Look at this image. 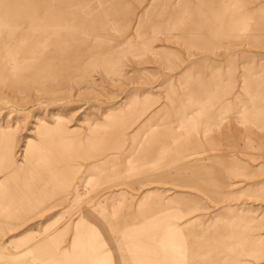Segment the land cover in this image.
Instances as JSON below:
<instances>
[{
    "label": "rangeland",
    "instance_id": "obj_1",
    "mask_svg": "<svg viewBox=\"0 0 264 264\" xmlns=\"http://www.w3.org/2000/svg\"><path fill=\"white\" fill-rule=\"evenodd\" d=\"M0 77V183L58 125L101 150L67 202L0 225L1 253L264 264V0H0Z\"/></svg>",
    "mask_w": 264,
    "mask_h": 264
},
{
    "label": "bare ground",
    "instance_id": "obj_2",
    "mask_svg": "<svg viewBox=\"0 0 264 264\" xmlns=\"http://www.w3.org/2000/svg\"><path fill=\"white\" fill-rule=\"evenodd\" d=\"M2 79L0 77V82H2ZM100 131L103 134L99 133L98 139L102 141L104 135L110 129L107 125H101ZM40 138L41 142L35 149H30V145H27L26 149H24L23 164L14 170L13 176L5 178L0 183V225L7 224L13 226L20 224L33 214H38L67 202L73 178L78 173H76L74 163L76 161H85L80 156L79 149L81 147L85 149L88 158H91L96 153L99 155L101 152L100 148L99 151L92 150L91 146L97 147V145H94L93 141L91 143V140L87 147L81 145L74 146L61 125L52 130L46 129L44 132H40ZM96 147L93 149H97ZM12 161V144L6 134L0 133L1 173H5L12 167ZM67 164L71 165L67 167ZM60 165H63L62 171L58 169ZM15 178L21 180L23 187L18 188L13 185V179ZM83 224L75 226L74 243L80 242L83 239V234L81 233ZM154 241L157 245H162L161 248L164 249L163 242L161 243L157 239ZM27 242L28 239L23 238L17 243H13V245L24 246ZM96 245L90 242L87 244V247L90 249L89 258H91V263L105 264V258L99 256ZM50 252L51 248L47 245L33 247L16 256H7L0 252V262L5 264H45V260L49 257Z\"/></svg>",
    "mask_w": 264,
    "mask_h": 264
},
{
    "label": "crops",
    "instance_id": "obj_3",
    "mask_svg": "<svg viewBox=\"0 0 264 264\" xmlns=\"http://www.w3.org/2000/svg\"><path fill=\"white\" fill-rule=\"evenodd\" d=\"M71 164H67V167H69ZM73 166V165H72ZM58 169H60V171H62V169H63V165L61 166H59V168ZM76 176V175H75ZM75 176H74V178L73 179H75ZM18 179V180H17ZM15 178V179H13V185L14 186H16V187H18V188H21V187H23V185H22V183H21V180L19 179V178ZM16 181H18V183L16 182ZM74 181V180H73ZM73 181H72V183H73ZM71 186H72V184H71ZM3 264H5V263H3Z\"/></svg>",
    "mask_w": 264,
    "mask_h": 264
}]
</instances>
